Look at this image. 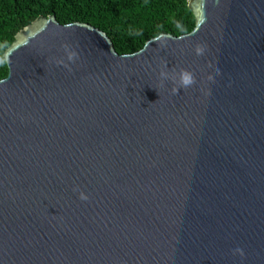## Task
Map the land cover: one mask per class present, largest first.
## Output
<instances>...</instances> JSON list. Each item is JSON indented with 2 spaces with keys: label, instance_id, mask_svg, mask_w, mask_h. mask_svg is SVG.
I'll return each mask as SVG.
<instances>
[{
  "label": "water",
  "instance_id": "1",
  "mask_svg": "<svg viewBox=\"0 0 264 264\" xmlns=\"http://www.w3.org/2000/svg\"><path fill=\"white\" fill-rule=\"evenodd\" d=\"M189 7L191 34L134 55L56 16L19 33L0 264H264V0Z\"/></svg>",
  "mask_w": 264,
  "mask_h": 264
},
{
  "label": "trees",
  "instance_id": "2",
  "mask_svg": "<svg viewBox=\"0 0 264 264\" xmlns=\"http://www.w3.org/2000/svg\"><path fill=\"white\" fill-rule=\"evenodd\" d=\"M191 0H0V82L10 75L5 53L39 18L61 25H92L105 32L122 55H134L161 35L177 38L197 25Z\"/></svg>",
  "mask_w": 264,
  "mask_h": 264
},
{
  "label": "clouds",
  "instance_id": "3",
  "mask_svg": "<svg viewBox=\"0 0 264 264\" xmlns=\"http://www.w3.org/2000/svg\"><path fill=\"white\" fill-rule=\"evenodd\" d=\"M191 83H192L191 79L189 77L185 76L184 79H183V84L188 85V84H191ZM81 199L86 200L87 197L82 194L81 195Z\"/></svg>",
  "mask_w": 264,
  "mask_h": 264
}]
</instances>
